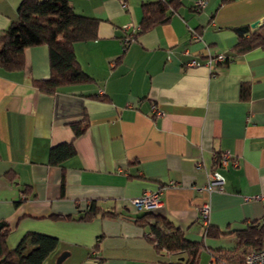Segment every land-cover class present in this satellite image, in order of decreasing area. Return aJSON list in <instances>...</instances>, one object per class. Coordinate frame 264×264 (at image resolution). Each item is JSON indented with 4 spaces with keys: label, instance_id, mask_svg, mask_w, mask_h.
<instances>
[{
    "label": "crops",
    "instance_id": "1",
    "mask_svg": "<svg viewBox=\"0 0 264 264\" xmlns=\"http://www.w3.org/2000/svg\"><path fill=\"white\" fill-rule=\"evenodd\" d=\"M20 1L0 0V32L17 19ZM68 1L99 21L96 39L74 43L91 81L39 91L33 81L50 75L45 44L23 50L22 69L0 68L7 247L35 231L58 238L42 264H56L63 252L59 264H174L185 254L157 250L145 211L131 203L160 191L163 203L153 211L186 239L215 253L248 249L235 247L236 230L264 224V46L242 53L235 46L237 28L264 31V0H206L198 11L195 0H181L166 21L127 42L123 26L137 31L142 3L155 0ZM219 53L228 60L209 68L205 61ZM191 58L201 63L189 66ZM72 122L84 128L75 137ZM64 141L73 142L74 154L51 164V148ZM215 170L223 189H204ZM89 205L98 207L95 215L81 218Z\"/></svg>",
    "mask_w": 264,
    "mask_h": 264
},
{
    "label": "trees",
    "instance_id": "2",
    "mask_svg": "<svg viewBox=\"0 0 264 264\" xmlns=\"http://www.w3.org/2000/svg\"><path fill=\"white\" fill-rule=\"evenodd\" d=\"M181 0H155L142 3V18L135 35L155 24L166 21L180 5ZM17 19L0 32V68L6 71L20 70L24 66L23 50L26 47L45 44L48 47L50 75L47 78L34 80L39 91L47 94L55 93L63 85L84 83L92 79L78 65L75 58L74 43L90 41L97 37L98 19L76 13L68 0H21L17 7ZM240 32L235 49L245 52L257 46H264V31H253L244 35L246 28H237ZM248 29V28H247ZM228 60V57L225 59ZM224 60V61H225ZM99 96V95H98ZM74 137L81 134L79 122H72ZM75 148L72 141H64L54 145L49 154L51 164H61L73 155ZM98 207L89 205L83 219H89ZM153 217L152 222L147 221ZM141 218L149 226V241L157 250L169 253H184L186 258L174 264H198L197 258L202 242L188 240L183 232L173 226L162 214L145 211ZM10 226L0 221V264H42L47 256L55 250L58 238L35 231L26 232L14 248H8L6 236ZM211 234L210 227H207ZM212 235V234H211ZM235 247H248L232 259L223 258L219 252H213L228 264L237 263L252 248L264 247V224L256 221L236 230ZM215 251V250H214ZM228 257V258H229ZM231 260V261H230Z\"/></svg>",
    "mask_w": 264,
    "mask_h": 264
},
{
    "label": "built area",
    "instance_id": "3",
    "mask_svg": "<svg viewBox=\"0 0 264 264\" xmlns=\"http://www.w3.org/2000/svg\"><path fill=\"white\" fill-rule=\"evenodd\" d=\"M206 0H195L194 1V9L199 10L202 8V6L205 4ZM124 29V40L125 42L133 39L135 36L136 29L132 28L131 30L128 29L127 25L123 26ZM193 37H198V34L193 31L192 32ZM226 59L225 54H216L215 56L209 57L205 63L209 66V68H213L215 62L219 61H224ZM201 62L200 60L196 58H191L188 62L189 66H194V65H199ZM230 159V154L227 152H223L222 155L220 156V161L221 165L226 166L227 163L229 162ZM233 163L236 164V161L233 160ZM225 182L224 176L217 170L211 172L209 174V178L207 181L206 185H203V188L206 190H212V189H217L221 190L223 189ZM131 203L133 206L138 209V210H144V211H153L155 209H158L161 207L163 201L160 198V191H149L145 192L143 195L139 197H135L131 199ZM209 203L208 202H203L200 205L199 211H200V220L202 223L207 222L208 216H209ZM205 264H228L226 263L225 260L217 256L213 252H209V256ZM232 264H264V247L262 248H252L249 251H247L243 259L237 263H232Z\"/></svg>",
    "mask_w": 264,
    "mask_h": 264
},
{
    "label": "rangeland",
    "instance_id": "4",
    "mask_svg": "<svg viewBox=\"0 0 264 264\" xmlns=\"http://www.w3.org/2000/svg\"><path fill=\"white\" fill-rule=\"evenodd\" d=\"M205 245L207 246V243H205ZM206 246H205V248L201 249L200 252H199V254H198V258H197L198 264H203L205 262V260L207 259L206 258V253H207ZM236 251L238 252L239 251V248H237V250L234 251V247H224V248H222L220 250V253L219 254L223 258L225 257L226 259L229 260V259H232V257H229V256L236 255V253H235Z\"/></svg>",
    "mask_w": 264,
    "mask_h": 264
},
{
    "label": "water",
    "instance_id": "5",
    "mask_svg": "<svg viewBox=\"0 0 264 264\" xmlns=\"http://www.w3.org/2000/svg\"><path fill=\"white\" fill-rule=\"evenodd\" d=\"M67 255V252H63V253H61L59 256H58V258H57V262H56V264H59V262L61 261V260H63L64 259V257Z\"/></svg>",
    "mask_w": 264,
    "mask_h": 264
}]
</instances>
